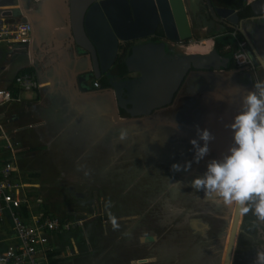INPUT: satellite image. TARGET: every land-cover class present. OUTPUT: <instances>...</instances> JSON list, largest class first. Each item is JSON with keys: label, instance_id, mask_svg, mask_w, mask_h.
Returning <instances> with one entry per match:
<instances>
[{"label": "crops", "instance_id": "crops-1", "mask_svg": "<svg viewBox=\"0 0 264 264\" xmlns=\"http://www.w3.org/2000/svg\"><path fill=\"white\" fill-rule=\"evenodd\" d=\"M251 1L253 0H229V5L236 9L237 13H240L239 17L243 27H247V21L244 22L246 19L243 18V13L247 11L240 12L238 10H240L242 5L245 6L244 2L249 3ZM66 2L67 0H0V29L11 27V25L22 22V19L25 18L26 22L31 23V38H34V42L26 47L25 50L19 48V46L9 47L7 42L0 41V89L10 90L9 88L11 87H13V89H18L14 79L17 76L23 75H29L39 83L38 88L30 92L21 93V101L19 103L10 104L1 110L4 116L3 124L5 131L9 133L12 141H16L18 136L17 133L26 131L24 137L17 139L23 142V148H25V150H30V152H32L34 147H36L35 153L32 152L34 153L32 154L34 155L33 157H28L27 159L19 158L18 160V166L20 165L19 169L24 173L34 171L40 172V170L36 169V166L44 165L46 162H41L44 158H51L50 154H48L49 145L46 143L38 144L37 146H31L29 144L32 136H36V140L38 137H46L48 141L54 140L60 142L58 140L57 130L62 127L65 131L63 138L66 140L65 144L62 146H67V143H69L72 149L73 146H75V150H83L82 146H84L90 138L100 137L98 142H103L104 139L102 140V137L104 136L107 138L109 133L113 132L114 136L120 140L121 132H125L127 129L126 125L120 126L115 124L110 115L106 118V114L110 111V95L108 94L110 88L106 80H110L111 78L105 76L106 80H104L103 78L83 77L86 72L91 70V64L88 54L77 46L71 32L69 31L68 33L66 31V27L68 28L69 26L68 23L65 22L67 16L66 18L64 16V8H67ZM186 3L191 8V16L189 15V19L192 25H195L193 26L194 37H192L188 45L180 43L181 45L179 44L173 48L170 41L163 37L162 32H160L162 38L158 37L156 34L153 37L146 38L142 44L157 43L161 49H164L166 54L173 48L175 53H180L185 56L205 55L215 50L218 55L228 60L226 70H235L236 66L233 62L234 49L232 50L233 52H231V57L225 56L229 53L232 47L231 45L234 44V38L231 34L232 30L223 27V25H220V22L211 17L207 9L206 0H186ZM23 8L25 10H22ZM243 30V35L237 32V38L247 43V52L256 64L255 70L249 72L253 73L256 77L260 69L264 71V68L261 62L256 59L253 52L255 50L259 60L264 64V29L260 36V44L258 46L262 54H260L257 49L253 48L252 50V47H249L250 39L248 36H244L248 34L246 32L248 28H243ZM194 40L195 42L193 43ZM218 40H220L219 43L222 46L218 44ZM141 42L142 40H135L120 43L116 63L125 62L130 49L137 46V44L140 45ZM129 76L132 78L135 75L132 74ZM205 79H208L211 83L203 82V85L197 90L198 93L195 100H189L185 93L186 91L183 90L178 97L175 95L176 98L174 97L171 102L168 101L166 108L160 110L162 112H159L152 118V121L159 120L175 124L174 127L176 132H181L180 135L185 138L188 143H190L192 138L187 135L197 133V126H199L200 129H210V132H214L216 128L218 132H228L230 135L229 143L231 144V132L229 129L225 128V124L230 123L220 122L222 119L218 117V124L214 118H211L213 120L212 122L207 119L206 108H208V110L211 108L214 109L216 103L213 97L207 99V96L208 94H215L217 97L220 95L221 101L219 105H224L227 113V110L236 109V112L233 114L235 115L240 110L242 97L247 91L253 90V86L251 84L246 85V80H244L242 76L235 75L231 72L226 74L222 73V69L207 76ZM260 79L261 78L257 77L252 79V81L255 83ZM192 81L193 84H195L201 80L192 79ZM94 82L99 84L98 88L93 87ZM198 83H196L197 86ZM194 88L196 89V86H194ZM232 94L235 96L234 98H236V100L227 102L226 96ZM180 105L182 106L181 109L179 107ZM196 106L199 107L197 110H200V113L191 116V108ZM184 107L188 108L183 109ZM168 108H172V110L168 111ZM180 110L184 111L185 115L183 117L186 118H182V120H188V125L183 129L178 126L177 130L176 126L179 124L176 123V119L178 115L175 113ZM222 114H224V111ZM133 119V130L135 132L147 123L141 122L144 120L141 119V117H134ZM152 129H154V127ZM166 129L170 130L171 128L166 126ZM15 134L17 136H15ZM171 134L173 135V132ZM177 142L179 141L177 140ZM2 143L3 139H0V147ZM1 150L4 155L6 151L8 154H11L9 150L2 149V147ZM9 159L10 158H5L4 160ZM74 161H77V158ZM21 171L20 174L18 172V176L23 178ZM37 202L40 203L41 200L39 199ZM71 209L72 212L61 211L57 207L51 205L50 211L57 213L59 216H74L76 220L87 218L85 216H88V220H90L91 217L94 220L90 223L83 224L79 227L80 229L78 228L68 233L63 232L64 234L62 233L63 235L61 234L60 236H58V232H54L49 235V244L52 250L54 248L59 250L57 259L67 256V258H74L70 264H83L79 258L83 255L82 258L85 256L84 264H90L94 260L95 262L93 264H98L100 253L103 251L105 254L106 250L108 251L106 246L109 231L108 225L110 224L108 223V219L112 216L102 211L95 212V208H93L92 213L89 211L86 214H82L84 217L81 215L79 218L77 217L74 207ZM30 213V217L35 214L32 213V211H30ZM89 214L92 215L89 216ZM49 218L56 219V216ZM138 218L136 217L135 219ZM7 219H9L7 215H0V222H5ZM121 222L124 223V221ZM6 228H8V226L4 223L3 227H0V235L5 234L4 231ZM65 234H67V236L64 238L63 236ZM7 240L12 245L15 244V241L12 240L11 237L6 238L1 240L2 243L0 242V248L4 245H8ZM80 241H86V244L78 247L81 243ZM77 248L81 249V254L75 255ZM104 254L102 264H113L115 262V260H105ZM40 263L49 264L48 262L45 263L44 260Z\"/></svg>", "mask_w": 264, "mask_h": 264}, {"label": "flooded vegetation", "instance_id": "flooded-vegetation-1", "mask_svg": "<svg viewBox=\"0 0 264 264\" xmlns=\"http://www.w3.org/2000/svg\"><path fill=\"white\" fill-rule=\"evenodd\" d=\"M243 8L244 5L240 7V10ZM261 10H264V7H261ZM243 18L246 19L244 22L247 21V27H243L248 28L246 31L248 33L247 36L253 38L257 46H259L260 36L264 29V15H253L251 11H247L246 13H243ZM193 26L192 29L194 33ZM157 36L162 38L160 31L157 32ZM190 41L182 42L181 44L188 45ZM170 44L175 48L180 43ZM173 48H171L172 51L169 50L167 52L169 60L185 56L180 53H175ZM234 71L235 75L242 76L243 79L246 80V85L251 84L253 86L254 83L252 79L257 77L261 78L260 80H264V71H262V69H260L258 74L256 73V77L247 69H235ZM207 76L205 74H199V71L189 69L180 81V91L176 92V96L178 97L180 93L185 90L189 100H195L198 93L197 90L203 85V82H208V79H205ZM192 79L201 81H198L199 83L196 82L198 83L197 86L196 83L193 84ZM209 83H211V81ZM194 86H196V89ZM165 108H157L152 110L149 115H145L144 117L138 116V118L141 117L148 120L150 118V121H152V118L159 112H162L160 110ZM197 108L199 107L196 106L191 108V116L200 113V110H197ZM225 109L226 107L224 105L220 104L216 106V112L218 113L222 114ZM170 110H172V108H168V111ZM125 133L126 136L120 140L114 136L113 132L109 133L107 138L103 136V142H98L100 137L90 138L89 141L82 146V151L91 154L92 162H81L82 166L79 165L77 172L81 177H86V183H94V186H101L103 193L99 192V197L90 196L86 198L85 194L75 192L74 187H69L68 191H66L67 194L64 195L65 200L63 201L71 203L70 208L76 207L85 210L90 207L93 208L94 203H98L100 198L104 201V211L100 208L101 211L112 216L108 219V223L110 224L108 225L109 231L106 243L108 251L106 250V253H109L113 258L114 255L112 254V249H115L118 251L121 261L123 260L124 264H154V261L156 264H169L170 262H172V264H219L220 247L227 234V223L224 218L230 213L229 209L232 205H225L222 202L217 203L215 202L214 197L206 198L203 190L197 192L195 189L191 188V181L204 174L207 163L210 159L207 158L206 161H204V165L194 162V150L192 144L190 145V143H188L180 134L177 139H175L174 135H176V133L174 131L173 135L170 134V137L165 135L166 138H169V141L166 144L165 138L162 135L156 134L154 139L150 142L149 139L146 138L145 133L140 132L139 130L135 132L134 130L127 128ZM131 133L134 134L136 140L132 141L128 139V135ZM177 140L180 143L177 142ZM158 141L160 142V146H163L165 150L164 157L166 158H164V160L161 158L156 161L148 156L145 150L156 145ZM221 141H223V144L220 143ZM221 141L217 143L218 150L215 152L214 159H219L230 146V143L229 146H223L226 144V138H222ZM148 144L151 147L149 146L148 148ZM111 151H113L114 154H128L133 152L136 153V158H122L121 164L116 166V172L112 175L114 168L111 166L114 162L111 165L109 163V158L112 154ZM66 155L67 153H65L63 157H66ZM187 161H192L191 168L188 171H184L183 168H181L180 171L172 170L173 164H180L183 166ZM142 164L146 168L140 167ZM123 165H129V167H131L128 173L121 172V167ZM129 178L135 180V183H132L133 189L130 192L133 200L126 201L125 203L127 207L132 209V213H134L132 215H135L138 218V213H140L142 205H144L148 211L150 210L153 213L155 211L152 210L160 209L159 205L165 203L169 215L168 225L172 228L170 235L158 239L156 234L149 232L147 234H150L152 238L155 237L154 240L148 239L147 237L145 242L141 243L137 239L134 244L132 240L126 241L124 237L128 235V231L131 233L132 230H122L120 228V225L123 224L122 222L111 221V219L118 216L131 215L124 213L125 208L119 205V203H122V200L119 197L116 201H113L114 204L107 199V197L115 194L117 189L120 190L117 184H122L125 180H129ZM178 182L179 184H176ZM62 187L63 186L61 185L60 189H62ZM142 196H144L143 199ZM208 199H211V202L209 205H204ZM87 204L90 205L87 206ZM136 211L139 212L136 213ZM190 212H194V214L184 219L185 215ZM115 214H117V216ZM197 217L202 218L210 226L205 234L194 233L189 227L190 218ZM177 219L178 223L175 224ZM135 220L136 219H133L131 221L134 222ZM184 220V226L186 229L180 227ZM212 221L217 224L218 230L210 237L208 234L213 226ZM175 230H178L177 234H174ZM140 231L143 235H147L145 230ZM190 246H195V253L190 249ZM258 250L264 251V222L259 221L251 211L247 214L242 212L230 264H254L256 252ZM176 252H178L177 258H173L172 256ZM108 258L109 256L104 254V259L107 260ZM121 261L118 260V262ZM118 262L117 259H115L113 264H117Z\"/></svg>", "mask_w": 264, "mask_h": 264}, {"label": "water", "instance_id": "water-1", "mask_svg": "<svg viewBox=\"0 0 264 264\" xmlns=\"http://www.w3.org/2000/svg\"><path fill=\"white\" fill-rule=\"evenodd\" d=\"M227 1L206 0L207 9L211 17L221 23L220 25L243 35L240 14ZM244 3V8L238 11H251L253 15H264V10H261V7H264V0ZM66 4L64 16L65 18L67 16L65 22L69 25V30L66 27V31L71 32L77 46L88 54L91 64V70L86 72L83 77L103 78L104 80L108 76L111 78L106 80L110 88L108 91L110 111L106 114V118L110 115L112 121L117 125H126L127 128L133 130L134 117H144L149 115L152 110L165 108L168 101L171 102L176 92L179 91L180 81L189 69L199 71V74L206 76L214 74L220 69L224 74L235 72L226 70L228 60L218 55L215 50L205 55L182 56L169 60V56L157 43L142 44L146 38L155 36L159 31L162 32L165 39L173 44L190 41L194 35L193 25L189 19L191 8L187 5L186 0H67ZM18 23L31 25L30 22H26L25 18ZM244 36L247 37V34ZM249 39V47H252V50L253 48L257 49L262 54L255 40L250 37ZM135 40H142V45L137 44L132 47L125 62L116 63L119 44ZM32 42H34V38H31L27 47ZM25 48L26 46L22 49L25 50ZM253 53L264 68V64L259 60L255 50ZM132 74L135 76L130 78L129 75ZM208 82L210 81L208 80ZM211 97L216 100V103L214 109L206 108L207 119L212 122L211 118H214L217 124L219 123L218 118L222 119L220 122L231 123L236 109L227 110L228 113L224 111V114L218 113L216 106L221 101L220 95L217 97L215 94H208L207 99ZM234 97L233 94L226 96V101L236 100ZM141 119H144L141 122H147L143 127L150 129L149 131L154 136L162 135L161 130L166 126L176 132L175 124ZM178 126L182 129L185 128L183 124ZM153 127L154 129H152ZM216 130L218 129L215 128V131L211 132L215 139L209 145L208 155L198 164L204 165L207 158L210 160L215 158V152L218 150L217 143L222 138H226V144L223 146H229L230 135L228 132L223 133ZM180 133L176 132L174 138L177 139ZM192 134L193 139H198L197 133ZM199 143L201 146L203 145V141H199ZM220 143L223 144V141ZM229 212L224 218L227 223L225 237L227 241L222 264H230L242 210L238 205L232 204ZM135 218V215H122L111 219V221L121 222ZM189 227L192 232L199 234H205L210 228L209 224L200 217L190 218ZM146 239L145 236L138 237L141 243ZM150 239L154 240L155 237H150Z\"/></svg>", "mask_w": 264, "mask_h": 264}, {"label": "rangeland", "instance_id": "rangeland-1", "mask_svg": "<svg viewBox=\"0 0 264 264\" xmlns=\"http://www.w3.org/2000/svg\"><path fill=\"white\" fill-rule=\"evenodd\" d=\"M194 42H195V40L193 41V43ZM28 92H30V91H28ZM179 107H180V109L182 108L181 105ZM187 108L184 107L183 109H187ZM175 114L178 115L177 119H176L177 124H183L185 126L188 125V120H185V119L182 120V118H186V117H183L185 115L183 110H180ZM149 130L150 129H146L144 127L139 129L140 132L145 133L146 138L149 139V141L151 142L155 136ZM57 131H58V140L60 142H56L54 140L48 141L46 137H41V138L38 137L37 140H36V136H32L30 138L29 144L31 146H37L38 144H42V143H46L47 145H49L48 154H50V157H51V158H44L43 161H41V162H46L44 165L36 166V169L40 170V172H41V175L38 178L37 183L36 184H30L31 182L24 180L22 177L20 178V176H18V175L17 176H18V180L21 183V185H23V189L25 187L39 188L40 194L43 197L49 198L50 206L53 205V207H57L61 211L69 212L72 210L70 208L71 203H68V202L66 203L65 201H63V200H65L64 195L67 194L66 191H68L69 187H74L75 192L85 194L86 198H88L90 196L99 197L98 194H99V192L103 193V189L101 186H94L93 185L94 183H86V177L85 176L81 177V175L77 172V168L79 167V165L82 166L81 162H92L91 154L85 153L82 150H75V146H73V149H72V147L69 143H67V146H62L63 144H65V141H66L63 138L65 131L62 127H60ZM25 134H26V131H20L19 133H17V135L19 137L16 134H15V136H17V138H22L25 136ZM187 136L192 138V139L194 137L192 134H189ZM17 138H16V141L18 142V145L17 146L13 145V147H14L13 148V154L12 155L8 154V157L11 160L14 159L15 165L17 167L19 174H20V169H19L20 165L18 166L19 158L20 159H24V158L27 159L28 157H30V158L33 157L34 155H32V154L35 153L34 151L36 150V147H34V149L32 150V152H34V153L30 152V150H25V148H23L24 147L23 142ZM128 139L132 140V141L136 140L133 133L128 135ZM159 141L153 147H151L148 144V148H149V146L151 148L145 150L146 154H148V156L152 157L153 160H156V161H158V159H161V158L163 160H164V158H166V157H164L165 156V150H164L163 146H160ZM9 152H10V150H9ZM111 152H112V154L110 155L109 163L111 165L114 162L113 165L111 166L112 168H114V172L112 175H114L116 172V166L121 164L122 158H124V157H126L128 159H134V157L136 158V155H135L136 153H133V152H130L128 154H123V153H118V154L115 153L114 154L113 151H111ZM65 153H67V155H66V157H63ZM77 157H78L77 161H74ZM80 157H81V160H80ZM140 167L146 168L143 166V164ZM130 169H131V167H129V165H123L121 167V172L122 173H128ZM26 171H27V168H26ZM132 183H135V180H132L131 178H129V180L128 179L125 180V182H123L122 184L116 183L117 186L120 188V190L117 189L115 191V194L107 197V199L109 201H112L111 202L112 204H114L113 201H116L117 198L119 197L122 200V203H119V205H121V206H123V208H125L124 213L125 214H131V215L134 213H132V209H130L129 207L126 206L125 202L133 200L132 194H130L131 190L133 189ZM143 183H145V182H143ZM61 185L63 186L62 189H60ZM93 188H94V190H93ZM21 191L18 193V197L20 199H22L20 197ZM143 198H144V196H142V199ZM206 198H208V197H206ZM210 202H211V199H208L206 201V203H204V205H209ZM89 205L90 204H87V206H89ZM98 205H99V207H98ZM159 206H160V209H158V210L154 209L152 211H155V212L152 213L150 210L148 211V209L145 208L144 205H142V207L140 209V213H138L139 214L138 219H136L134 222H132L131 220L124 221V223L120 225V228L122 230H125V229H131L132 230L131 233L128 231V235L124 236L126 241L132 240L133 243L135 244L137 239H138V236H145V237H148V239H150L149 238V237H151L150 234H147L149 232H152V234H156L158 239L165 238L167 235H170V231L172 230V228L169 227V225H168L169 215H168L167 205H165V203H164V204L159 205ZM93 208H95V212L96 211L101 212V209H103V211H104V201H102V199L100 198V201L98 203L97 202L94 203ZM93 208L90 207V208H87L85 210V209H79V208L74 207V209L76 210V213H77V217H79V216L81 217L82 214H86L89 211H90V213H92ZM105 211H107V210H105ZM137 212H139V211H136V213ZM192 214H194V212H190V213L186 214L184 219L188 218ZM91 215L92 214H89V216H91ZM115 215H117V214H115ZM82 217H84V215H82ZM85 217L88 218V216H85ZM87 218L79 219L81 225H83L85 223H90L92 220H94V219H92V217L90 220H88ZM212 222H213V226H212V229L210 230V232L208 234V236H210V237L212 235H214L218 230L217 224H215L214 221H212ZM176 223H178V219L176 220L175 224ZM184 223H185V220L182 221V225L180 227H182L183 229H186L184 226ZM76 229H78V228H76ZM140 230H145L146 231L145 233L147 235H143ZM177 233H178V230H175L174 234H177ZM66 236H67V234H65L63 237L65 238ZM75 239L77 240L76 237H75ZM226 241L227 240L225 238V240L223 241V243L220 247L219 264H222V260H223V256H224V252H225V247H226ZM88 249H90V248H88ZM190 249L194 253L196 252L195 246L194 247L190 246ZM82 250H83V248H82ZM112 252H113L112 254L114 255L115 258L114 257L112 258L109 255V253H105L107 256H109L108 260L113 261V260L117 259V262H118V260L121 261V257L119 256L118 251H116L115 249H112ZM77 254H81V250H79L78 248H77V252L75 255H77ZM103 254L104 253L102 251L100 253V256H99V263L98 264H102ZM82 256L83 255H81L79 258H80V261L84 264L85 256L83 258H82ZM177 256H178V252H176L172 257L177 258ZM58 259H59L58 260L59 264H70V262L74 258H67V256H65L63 258L61 257ZM94 262H95V260L90 264H93ZM118 263L124 264L123 260L121 262H118ZM75 264H77V263H75ZM154 264H156L155 261H154ZM169 264H172V262H170Z\"/></svg>", "mask_w": 264, "mask_h": 264}, {"label": "clouds", "instance_id": "clouds-1", "mask_svg": "<svg viewBox=\"0 0 264 264\" xmlns=\"http://www.w3.org/2000/svg\"><path fill=\"white\" fill-rule=\"evenodd\" d=\"M225 128L231 132L232 143L219 159L207 163L206 171L191 181V187L197 192L203 190L205 197H214L217 203L238 205L244 214L251 211L264 222V80H257L253 90L246 92L240 110ZM125 136L122 131L121 139ZM197 137L190 143L193 160L199 163L208 155L215 136L207 128L197 126ZM199 141H203L202 146ZM191 165L192 161L183 166L173 164L172 170L188 171ZM75 225L82 226L80 220ZM254 264H264V251L256 252Z\"/></svg>", "mask_w": 264, "mask_h": 264}, {"label": "built area", "instance_id": "built-area-1", "mask_svg": "<svg viewBox=\"0 0 264 264\" xmlns=\"http://www.w3.org/2000/svg\"><path fill=\"white\" fill-rule=\"evenodd\" d=\"M31 25L28 23H17L11 27L0 29V41L7 42L9 47L19 46V48L27 47L31 41ZM234 52L233 62L236 69L248 71L255 70V61L247 52V43L237 38V31H233ZM15 84L19 93L13 95L10 90L0 89V139H3L2 149L10 150L13 154V145L11 136L3 124L4 116L1 110L5 106L21 101L20 94L31 91L39 87L31 76H17ZM94 88H98L97 82L93 83ZM0 147V149H1ZM16 173V177H13ZM18 170L14 159L4 160L0 158V215H7L13 224L14 234L12 239L15 244L10 246L5 252L0 254V264H41L42 260H46L45 256H36L38 253L46 249L48 243V234L54 232L68 231L72 226L71 223L64 224L56 219H46L41 221L37 216H31L30 221H24L16 213L17 209L25 199H20L18 193H24L23 185L18 180Z\"/></svg>", "mask_w": 264, "mask_h": 264}, {"label": "trees", "instance_id": "trees-1", "mask_svg": "<svg viewBox=\"0 0 264 264\" xmlns=\"http://www.w3.org/2000/svg\"><path fill=\"white\" fill-rule=\"evenodd\" d=\"M219 42H220V40H218V44L220 45ZM220 46H222V45H220ZM231 46L232 47L229 50V53L225 55L227 57H231V52H233L232 50L234 49L235 44H233ZM9 89L13 95H16L19 93L18 89H16V88L13 89V87H11ZM172 132L173 131L171 129L167 130L166 128H163L161 130V134L165 138V144L168 143V141H169L168 137H170V134ZM165 135H168V137L166 138ZM14 142L17 143L16 144V146H17L18 142L17 141H14ZM2 152L3 151L0 149V158H4V159L9 158L7 151L5 152L6 153L5 155ZM21 174H22L24 180L31 182L30 184H36L38 181V178L41 175L39 171H34V172H30V173H27V172L24 173L23 171H21ZM13 177H16V173H13ZM24 190H25V194L21 192L20 197L22 199H25L26 201H23L16 211V213H18V215L21 219H23L25 221L26 220L30 221V219H29L30 214H31L30 211H32V213H35L33 215L38 216L41 221L49 219V217H55L56 216V218H58V220L61 223H64V224L71 223L72 224V226L70 227L71 229L69 231H63L64 233L65 232L68 233V232L75 230L76 228H79V226H76V225L73 226L75 224V222L77 221L74 218V216H68V215L59 216L56 213L51 212L50 211L51 206H50L49 198L41 196L39 188H35V187H29L28 188V187H26ZM39 199L41 200L40 203L37 202V200H39ZM4 223L7 224L8 228L5 229V231H4L5 234L0 235V242H1V240L6 239V238L11 237V239H12L13 234H14L13 224L11 222V219H7L5 222H0L1 228L3 227ZM63 232H58V236H60ZM47 234H48V243L46 244V249L43 252L38 253L36 256L38 257V256H41V254H42L46 258L45 263L48 262L49 264H59V261H58L59 259H57V256L59 255V250H56V248H54L52 250L51 245L49 244V235H51L53 233L49 232ZM7 242H8V245H4V246H2V248H0V254L5 252L10 246H12V244L8 240H7ZM80 242L81 243L78 245V247H81V245L86 244V241H80ZM79 250H81V249H79Z\"/></svg>", "mask_w": 264, "mask_h": 264}]
</instances>
